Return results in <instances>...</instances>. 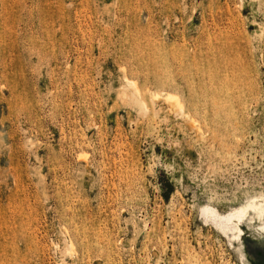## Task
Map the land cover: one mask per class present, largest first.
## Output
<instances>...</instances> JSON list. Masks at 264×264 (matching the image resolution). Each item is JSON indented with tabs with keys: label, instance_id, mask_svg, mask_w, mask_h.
Returning <instances> with one entry per match:
<instances>
[{
	"label": "rangeland",
	"instance_id": "1",
	"mask_svg": "<svg viewBox=\"0 0 264 264\" xmlns=\"http://www.w3.org/2000/svg\"><path fill=\"white\" fill-rule=\"evenodd\" d=\"M263 222L264 0H0V264H264Z\"/></svg>",
	"mask_w": 264,
	"mask_h": 264
},
{
	"label": "bare ground",
	"instance_id": "2",
	"mask_svg": "<svg viewBox=\"0 0 264 264\" xmlns=\"http://www.w3.org/2000/svg\"><path fill=\"white\" fill-rule=\"evenodd\" d=\"M129 83V82H128ZM130 84V83H129ZM134 84L133 86H135V82H133V80L131 81V85ZM135 89V88H134ZM167 94V93H166ZM168 98L172 101H174L177 105V103L179 104L180 101H179V97L176 95V94H173V93H168ZM169 102V101H168ZM171 102V101H170ZM177 107H179L177 105ZM230 220H231V216H220L219 217V222L221 224V227L226 230L229 226H230ZM260 230L262 229L264 231V222L259 226ZM264 234V233H263Z\"/></svg>",
	"mask_w": 264,
	"mask_h": 264
}]
</instances>
